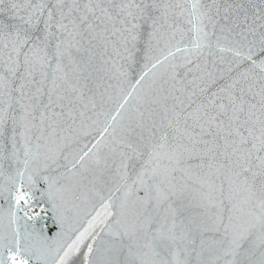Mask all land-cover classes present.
I'll return each instance as SVG.
<instances>
[{
	"label": "snow or ice",
	"instance_id": "6c2138e0",
	"mask_svg": "<svg viewBox=\"0 0 264 264\" xmlns=\"http://www.w3.org/2000/svg\"><path fill=\"white\" fill-rule=\"evenodd\" d=\"M0 264H264V0H0Z\"/></svg>",
	"mask_w": 264,
	"mask_h": 264
}]
</instances>
